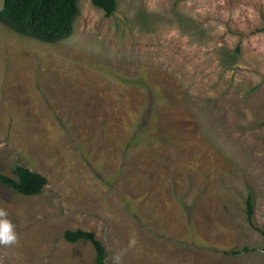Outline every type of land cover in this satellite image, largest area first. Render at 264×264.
<instances>
[{"label":"rangeland","instance_id":"1","mask_svg":"<svg viewBox=\"0 0 264 264\" xmlns=\"http://www.w3.org/2000/svg\"><path fill=\"white\" fill-rule=\"evenodd\" d=\"M4 0H0L2 8ZM264 0H79L71 36L0 24V264H264ZM253 215L248 221L246 201ZM249 251L239 255L231 251Z\"/></svg>","mask_w":264,"mask_h":264},{"label":"trees","instance_id":"2","mask_svg":"<svg viewBox=\"0 0 264 264\" xmlns=\"http://www.w3.org/2000/svg\"><path fill=\"white\" fill-rule=\"evenodd\" d=\"M92 5L108 17L117 8V0H90ZM79 0H4L0 8V24L13 32L45 43H57L69 38L78 15ZM264 126V124H262ZM0 184L22 196L41 193L47 180L28 168L15 164L13 177L0 173ZM247 219L253 215L250 198L246 201ZM264 237V231L259 230ZM65 241L69 243L90 242L95 250V264L106 263V249L92 233L83 230L65 231ZM247 248L231 251V255L248 252Z\"/></svg>","mask_w":264,"mask_h":264},{"label":"clouds","instance_id":"3","mask_svg":"<svg viewBox=\"0 0 264 264\" xmlns=\"http://www.w3.org/2000/svg\"><path fill=\"white\" fill-rule=\"evenodd\" d=\"M7 216V211L0 208V245H13L18 240L15 226Z\"/></svg>","mask_w":264,"mask_h":264}]
</instances>
